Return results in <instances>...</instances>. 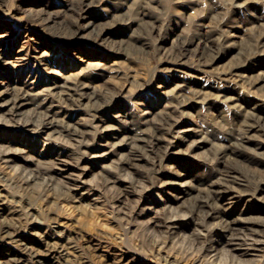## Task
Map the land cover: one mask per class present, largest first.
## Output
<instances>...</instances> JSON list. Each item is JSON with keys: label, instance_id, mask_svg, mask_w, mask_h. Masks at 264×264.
<instances>
[{"label": "rangeland", "instance_id": "obj_1", "mask_svg": "<svg viewBox=\"0 0 264 264\" xmlns=\"http://www.w3.org/2000/svg\"><path fill=\"white\" fill-rule=\"evenodd\" d=\"M18 88L44 103L14 111ZM6 100L0 264L36 251L55 264H264V248L208 250L220 220L205 216L264 238V0H0ZM105 127L129 142L124 160L101 157Z\"/></svg>", "mask_w": 264, "mask_h": 264}, {"label": "bare ground", "instance_id": "obj_2", "mask_svg": "<svg viewBox=\"0 0 264 264\" xmlns=\"http://www.w3.org/2000/svg\"><path fill=\"white\" fill-rule=\"evenodd\" d=\"M83 19V18H82ZM90 25V23H87V24H84V26H82L83 28H85V27H88ZM80 28V27H79ZM1 85H2V83H1ZM59 85V84H58ZM83 85V84H82ZM5 87H7V89L9 90V84L8 83H6L5 84ZM53 87V86H52ZM51 87V88H52ZM83 87H84V85H83ZM15 88V87H14ZM54 89H58V86L56 85V86H54L53 87ZM19 89V88H18ZM2 90H5V88L4 89H2ZM16 90V89H15ZM20 91H22V92H20ZM47 91H48V95H52V91H50V88H48L47 89ZM7 93L9 92V91H6ZM5 92V93H6ZM11 92V91H10ZM15 92V91H14ZM13 92V93H14ZM17 93H14L15 94V96H14V98H13V100H12V108L13 109H15L14 111H22V108H25V107H28V106H35L36 107V105L38 106L39 104L41 105V104H43L44 103V101H45V97L44 98H42L40 101H37V102H34V103H31L28 99H29V97H30V95H33L32 93H30L29 91H26L25 89H19V91H16ZM51 92V93H50ZM56 93V92H55ZM58 96L60 97V100H64V98H62V95L64 96L65 94H64V91H63V89H59V91H58ZM56 95V94H55ZM34 96H37V95H34ZM69 97V96H68ZM9 98V97H8ZM7 98V99H8ZM11 100V99H10ZM66 100V99H65ZM3 101H5V100H3ZM63 102V101H62ZM65 102V101H64ZM60 103H61V101H60ZM8 104V101L6 100V102H2L1 104H0V111L2 112L3 110H4V107L6 106ZM50 104V103H49ZM52 104V103H51ZM65 104V103H64ZM49 106V105H48ZM8 107V106H7ZM50 108V107H49ZM48 108V109H49ZM27 109V108H26ZM6 110H8V108L6 109ZM32 110V109H31ZM24 111V110H23ZM26 111V110H25ZM24 111V112H25ZM28 111V110H27ZM56 111V110H55ZM5 112H7V111H5ZM18 113V112H17ZM41 113V112H40ZM18 114H20V113H18ZM35 114H37V113H35ZM35 114H33V116L35 115ZM39 114V113H38ZM37 114V115H38ZM1 115V114H0ZM4 114H2L1 116H3ZM30 115V114H29ZM32 115V114H31ZM56 115V114H55ZM6 116V115H5ZM4 116V118H6ZM9 116V115H8ZM13 116V115H12ZM25 116V115H24ZM42 116V115H41ZM40 116V117H41ZM46 116V117H45ZM45 123H43L44 122V120H42L43 122H42V124H46L47 126H50V128H47V129H53V131H54V128H55V126H56V124H59V119H56L55 117H51L50 115H47V114H45ZM20 117H22V116H20ZM32 117V116H31ZM37 117V116H36ZM8 118V117H7ZM32 119H33V117H32ZM37 119V118H36ZM4 120H6V119H4ZM9 120V119H8ZM32 121V120H31ZM5 122V121H4ZM11 122V121H10ZM33 122V121H32ZM18 123H20V122H18ZM35 123V122H34ZM42 124H40V125H42ZM176 124V123H175ZM23 125V124H22ZM21 125V126H22ZM35 125V124H34ZM36 125H38V123H36ZM39 125V126H40ZM64 126H66V128H67V130H70L72 133H74L75 135H79L81 132H80V129L79 128H77V127H75V126H71L70 124H67L66 123V125L65 124H63ZM38 126V127H39ZM43 126V125H42ZM43 127H45V126H43ZM28 128V127H27ZM30 128V127H29ZM28 128V129H29ZM33 129V128H32ZM36 129V128H35ZM30 131V130H29ZM32 131V130H31ZM30 131V132H31ZM38 132H39V130H37ZM41 131H42V129H41ZM69 131V132H70ZM190 129H187V128H184V129H182V130H180L179 132H177L176 133V135L175 136H173V141L170 143V145L169 146H171V148H173L176 144H177V142L179 141L180 142V140H186V138L189 136V133H190ZM101 132L103 133L101 136H102V138H106L107 139V141H105L104 143H102V144H104V145H106L107 146V149H106V152L105 153H102L101 154V157H104V158H106V159H108L109 157L108 156H110V155H112V156H118L119 157V162L120 161H122V160H124V157H125V155H123L122 154V152L123 151H125L126 150V147L128 146V144H129V142L128 143H125V144H121L120 142H116V140H117V136H116V134L114 133V131L113 130H111V129H109V128H103L102 130H101ZM105 132V133H104ZM46 133V132H45ZM71 133V134H72ZM100 133V132H99ZM51 134V133H50ZM53 134V133H52ZM48 136H50V135H48ZM169 140H172V139H169ZM168 140V141H169ZM106 143V144H105ZM194 145V144H193ZM168 146V147H169ZM168 147H167V149H168ZM198 147H200V146H197L196 145V148H198ZM125 149V150H124ZM7 150V149H6ZM4 151L3 152V156H4V160H3V162L4 163H6V164H11L12 162H13V157H12V153L10 152V151ZM16 151H18V150H16ZM128 153V152H127ZM17 154V153H16ZM170 155H171V153H170ZM2 156V157H3ZM24 156V155H23ZM96 156V155H95ZM94 156V157H95ZM22 157V156H21ZM28 158H31V157H29V156H27ZM26 158V157H25ZM126 158H128V157H126ZM112 159V158H111ZM115 159V158H114ZM129 159V158H128ZM130 160V159H129ZM25 161V160H24ZM58 161V160H57ZM112 161V160H111ZM110 161V162H111ZM115 161H118V160H115ZM15 162V161H14ZM125 162V161H124ZM112 163V162H111ZM116 163V162H115ZM123 163V162H122ZM118 166V165H117ZM21 168V167H20ZM56 168V167H55ZM124 168V167H123ZM110 169V168H109ZM122 169V168H121ZM59 171H66V169L64 168V169H60L59 168ZM30 172V171H29ZM30 177V176H29ZM30 182V181H29ZM170 188H172L173 189V191H175V193H176V195L174 196V200L175 201H177V202H179L180 200H182L184 197H186L187 195H188V189H186V183L185 182H183V181H180V182H176V183H169V185H168ZM73 188V187H72ZM71 188V189H72ZM75 188V187H74ZM205 216H209V217H211V219H219L220 221H218L216 224H214L213 225V227L216 229V231L217 232H219V235H221L220 237V239L217 241V240H214V239H208V241H206V242H208L207 243V245H208V250H209V248H210V251H214L216 248H215V246H217V244H225V245H227V246H230V250H231V253H232V251H235V254H236V252H238V253H241V254H244V255H255V254H257V253H259V252H262L263 251V248H264V238H261V237H255L254 235H252V234H249V233H247L246 231H250V229L247 227V226H244L243 224H244V222H243V220L241 219V220H232V221H229V220H227V219H225V218H222V219H220L221 217L219 216V214L218 213H215V212H213L212 213V215L210 214V213H207ZM204 218H206V217H204ZM171 219H173V218H171ZM168 220L167 221V226H168V228L170 229V230H172V231H176V229H178L179 228V226H177L176 225V223H174L173 221H175V220ZM203 219V218H202ZM4 220L6 221V218L4 217ZM182 220V219H181ZM5 221H3V218H2V223L5 225V224H7V223H5ZM9 224V223H8ZM10 225V224H9ZM212 229V228H211ZM253 229V228H252ZM208 231V230H207ZM4 232H6V228L4 229V231H2L1 233L3 234ZM10 232V231H9ZM259 232V231H258ZM257 232V233H258ZM214 233V232H213ZM210 235H211V233H209ZM10 236L11 234H5L3 237H5V236ZM261 235V234H260ZM2 237V238H3ZM13 237V236H12ZM229 238V240L227 241L226 240V238ZM223 238H225V239H223ZM207 240V239H206ZM225 240V241H224ZM217 241V242H216ZM224 247V246H223ZM225 248H227V247H225ZM207 249V248H206ZM214 249V250H213ZM218 249V248H217ZM24 250L25 251H28L29 250V248H27V247H25L24 248ZM207 250V251H208ZM45 251V250H44ZM31 252V251H30ZM209 252V251H208ZM28 253V252H27ZM46 253V252H45ZM230 253V252H229ZM263 253H264V251H263ZM262 253V254H263ZM29 254V253H28ZM53 254V253H52ZM258 255V254H257ZM31 258H30V260L29 261H27L26 263H24L25 262V260L23 261V259L21 258V257H16V256H14L13 258L11 257L10 259H9V263L10 264H55L54 262H45L46 260H42L41 258H44L43 256H40L38 253H37V251H36V253H32L31 255ZM45 256H47V258H49L50 257V243L48 242L47 243V253L45 254ZM233 257H235V255H233ZM49 261H50V259H49Z\"/></svg>", "mask_w": 264, "mask_h": 264}]
</instances>
